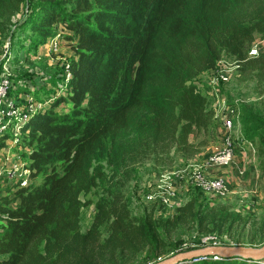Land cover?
Segmentation results:
<instances>
[{
  "label": "trees",
  "instance_id": "trees-1",
  "mask_svg": "<svg viewBox=\"0 0 264 264\" xmlns=\"http://www.w3.org/2000/svg\"><path fill=\"white\" fill-rule=\"evenodd\" d=\"M24 1L0 0V39ZM31 8L19 26L48 38L64 25L77 57L68 65V95L50 99L21 122L20 140L31 149L27 167L34 177L54 160L64 169L41 185H16L13 195L0 191V220L7 223L0 264H149L169 249L161 227L192 223L202 232H237L246 216L226 205L203 207L192 196L156 220L134 215L117 190L97 200L94 219L82 230L81 195L104 176L92 168L95 156L108 155L110 144L140 122L149 131L145 146L167 130L177 143H187L193 127L206 129L214 121L208 98L190 81L215 68L224 54L247 59L255 36H264V0H36ZM259 56L243 67L257 68L264 63ZM64 102L70 110L60 113ZM242 119L244 135L264 156V116L242 105ZM12 136L0 134V149ZM252 229L255 235L245 242L264 243V218ZM177 264L264 261L210 256Z\"/></svg>",
  "mask_w": 264,
  "mask_h": 264
},
{
  "label": "rangeland",
  "instance_id": "rangeland-1",
  "mask_svg": "<svg viewBox=\"0 0 264 264\" xmlns=\"http://www.w3.org/2000/svg\"><path fill=\"white\" fill-rule=\"evenodd\" d=\"M34 1L36 0H25L21 4L19 12L12 17L13 24L0 39V80L10 81L8 96L13 102V106L6 103L0 105L2 123L11 120L9 113L12 110L23 112L25 104L30 105L32 101H40L49 106L50 99L60 94L67 96L69 93L66 81L68 65L77 57L72 42L64 37V33L69 30L64 25H59L58 28L54 26L57 34L44 38L32 32L29 27L19 26V23L27 19L32 12L31 5ZM54 37L58 43L50 41V38ZM253 44H258L259 55H264L262 34L255 36ZM228 56L225 57L234 60ZM250 65H244L241 77L231 80L228 84L222 83L220 86L227 103H239L241 112L242 105H248L254 112L264 116V63H259L257 68ZM191 80L190 82L205 87L209 76L203 73ZM25 88L30 89L31 92H26ZM70 107L71 103L64 102L56 110L63 113L69 111ZM140 123V126L127 130L124 137L121 136L115 143L110 144L108 155H97L93 159L92 168L100 169L104 176L90 192L81 195L84 202L81 209L82 230H87L91 225L96 213L97 200L113 190L123 195L134 215L143 217L152 214L156 220L169 217L168 215L174 214L176 209L189 201L192 196H198V204L201 203L203 207L222 204L246 216V223L237 230L241 234L240 240L233 237L237 234L234 229L223 232H202L190 226L192 223L172 230H168L166 226L161 227L169 249L167 253L149 264L179 252L205 248L215 240L226 246L254 247L264 244L251 245L245 242L248 237L255 235L252 229L255 221L264 218V156L260 154L256 141L247 137L256 148L255 154L250 159H246L243 153L236 151L234 166L229 167L232 171L233 186L225 197L219 198L201 193L193 181L196 169L204 164L208 154L222 141L223 131L219 121L212 120L206 129L193 127L187 143H177L169 136L167 130L162 140L153 142L150 140L145 146L142 143L149 131L143 127L142 122ZM243 129L245 130V126L243 128L242 121ZM12 134L14 137L9 138L6 147L0 149L2 195L7 193L13 195L18 184L37 186L41 185L50 173H63V161L54 160L34 177L33 172L27 170L30 147L21 142L13 131ZM241 164L246 168V173L240 180L237 177L236 166ZM171 182L176 183L179 191L178 205L174 210L166 211L160 204L153 205L145 201L146 194L157 191L160 183ZM6 225L4 220H0V236ZM167 232H170V235H167Z\"/></svg>",
  "mask_w": 264,
  "mask_h": 264
},
{
  "label": "built area",
  "instance_id": "built-area-1",
  "mask_svg": "<svg viewBox=\"0 0 264 264\" xmlns=\"http://www.w3.org/2000/svg\"><path fill=\"white\" fill-rule=\"evenodd\" d=\"M56 37L50 38L52 43H58ZM259 56L258 44H253L248 52L249 58ZM234 59L230 60L225 56L219 60L215 68L209 69L204 72L209 76V80L205 87L196 83L204 92L205 96L210 102L211 108L214 111L215 120L219 121L222 127L223 135L222 141L211 151L205 158L204 164L196 169L193 181L199 189L213 197H225L230 192L228 180L224 176L216 175V170H228L229 167L234 166V159L237 152L243 153L246 159H250L255 154L256 148L253 143L244 135L242 130V112L239 103H227L225 96L222 93L223 84H228L231 80L242 76L243 63L247 60ZM66 76V81L70 77ZM10 81L0 80V105L3 103L13 106V102L8 96V86ZM30 105L25 104L24 111L18 112L12 110L9 113L11 120L8 123L0 122V134L12 131L15 136L20 140L21 128L20 123L26 120L31 114L37 110H42L47 107V103L40 101H32ZM13 135V134H12ZM14 135L11 137L13 138ZM237 145H239L238 149ZM238 176H244L246 168L241 164L236 166ZM27 170H31L27 167ZM1 175V172H0ZM163 180V179H161ZM22 185V184H21ZM179 191L175 182L168 184L160 183L159 189L155 192H149L145 196V201L151 204H160L165 207L166 211L174 210L178 205ZM211 245H221L220 242L215 240ZM217 258L218 256H212Z\"/></svg>",
  "mask_w": 264,
  "mask_h": 264
},
{
  "label": "water",
  "instance_id": "water-1",
  "mask_svg": "<svg viewBox=\"0 0 264 264\" xmlns=\"http://www.w3.org/2000/svg\"><path fill=\"white\" fill-rule=\"evenodd\" d=\"M210 256L242 257L264 261V244L254 247L211 245L205 248L179 252L154 264H177L184 260H196L197 258Z\"/></svg>",
  "mask_w": 264,
  "mask_h": 264
},
{
  "label": "crops",
  "instance_id": "crops-1",
  "mask_svg": "<svg viewBox=\"0 0 264 264\" xmlns=\"http://www.w3.org/2000/svg\"><path fill=\"white\" fill-rule=\"evenodd\" d=\"M215 174L220 175V176H224L228 180V184H229L230 189L232 188L233 185L231 182L232 181L231 177H233V176H232V171L230 169H228V170H216ZM244 176H238L237 175V177H239L240 180L242 178H244Z\"/></svg>",
  "mask_w": 264,
  "mask_h": 264
}]
</instances>
